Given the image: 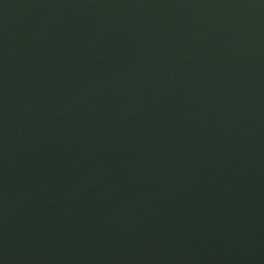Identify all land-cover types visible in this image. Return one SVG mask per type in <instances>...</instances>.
<instances>
[{
  "label": "water",
  "instance_id": "95a60500",
  "mask_svg": "<svg viewBox=\"0 0 264 264\" xmlns=\"http://www.w3.org/2000/svg\"><path fill=\"white\" fill-rule=\"evenodd\" d=\"M0 264H264V0H0Z\"/></svg>",
  "mask_w": 264,
  "mask_h": 264
}]
</instances>
